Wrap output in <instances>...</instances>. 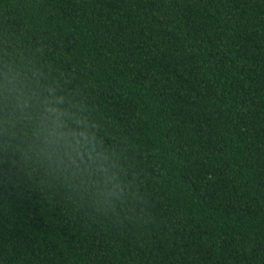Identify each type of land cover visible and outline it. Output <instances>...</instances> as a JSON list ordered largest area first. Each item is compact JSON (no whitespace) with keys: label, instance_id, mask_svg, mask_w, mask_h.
Returning <instances> with one entry per match:
<instances>
[{"label":"trees","instance_id":"16d2710c","mask_svg":"<svg viewBox=\"0 0 264 264\" xmlns=\"http://www.w3.org/2000/svg\"><path fill=\"white\" fill-rule=\"evenodd\" d=\"M0 55L87 109L130 193L100 209L0 135V264H264V0H0Z\"/></svg>","mask_w":264,"mask_h":264},{"label":"clouds","instance_id":"9594fccd","mask_svg":"<svg viewBox=\"0 0 264 264\" xmlns=\"http://www.w3.org/2000/svg\"><path fill=\"white\" fill-rule=\"evenodd\" d=\"M0 135L26 162L100 209L130 194L117 154L87 109L31 61L0 55Z\"/></svg>","mask_w":264,"mask_h":264}]
</instances>
